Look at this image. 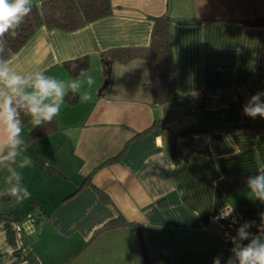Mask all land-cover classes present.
Segmentation results:
<instances>
[{
    "label": "crops",
    "instance_id": "crops-1",
    "mask_svg": "<svg viewBox=\"0 0 264 264\" xmlns=\"http://www.w3.org/2000/svg\"><path fill=\"white\" fill-rule=\"evenodd\" d=\"M110 2V16L76 31L39 27L6 60L21 75L45 71L67 84L86 76L71 75L66 63L87 56L85 73L95 83L81 89L91 101H65L54 133L28 141L32 119L22 125L21 152L33 160L21 170L30 196L19 203L0 197V264L18 256L15 264H62L69 258L66 264H122L126 258L141 264L131 223L141 227L149 257L176 264H213L217 256L227 261L217 214L226 206L264 212V204L249 198L247 186L225 194L218 180L264 167V131H179L197 121L264 126V119L244 115L241 107L264 90V27L243 23L264 18V0ZM163 14L172 18L178 98L153 103L143 58L114 63L102 88L101 53L147 47L151 18ZM5 137L0 125V140ZM13 167L18 164H0V191L10 186ZM118 215L128 224L105 228ZM210 243L214 251L191 253Z\"/></svg>",
    "mask_w": 264,
    "mask_h": 264
},
{
    "label": "clouds",
    "instance_id": "clouds-1",
    "mask_svg": "<svg viewBox=\"0 0 264 264\" xmlns=\"http://www.w3.org/2000/svg\"><path fill=\"white\" fill-rule=\"evenodd\" d=\"M32 9L33 0H0V52L4 50L5 37H15L18 34L16 30L31 14ZM77 68L78 65H72L73 71ZM80 74L86 78L72 79L66 84L63 80L46 75L45 71L21 75L4 59H0V125L6 129V137L0 140V164L9 161L14 166L18 164V168H12L8 178L10 186L0 191V197H12L19 203L30 196L28 188L23 184L21 170L30 167L33 160L24 154L25 149L24 153L21 152L26 141L22 136L23 126L18 108L22 107L27 111L35 127L51 123L60 114L66 97L71 95L79 96L82 101L92 100L91 93L85 91L81 94V89L85 85L91 88L95 79L86 74L84 69H80ZM242 111L250 118L264 119V90L249 97L242 106ZM257 172L258 174L246 179L248 196L264 204V167L258 168ZM232 211L222 212L215 219H227ZM260 215L261 223L257 226V233L250 231L255 225L254 221L240 224L234 236L226 233L233 245L226 264H264V213ZM231 222L236 223V218L233 217ZM244 241L248 243L244 244ZM213 264H221V257H215Z\"/></svg>",
    "mask_w": 264,
    "mask_h": 264
},
{
    "label": "trees",
    "instance_id": "trees-1",
    "mask_svg": "<svg viewBox=\"0 0 264 264\" xmlns=\"http://www.w3.org/2000/svg\"><path fill=\"white\" fill-rule=\"evenodd\" d=\"M111 14L112 6L110 0H42L39 4L33 3L31 14L25 18L24 22L16 30L18 34L15 37H5L4 50L0 52V59L6 61L14 56L41 26H45L49 30L73 32L90 23L106 18ZM151 20L153 25L147 47L116 48L102 52L100 55L101 68L105 81L109 84L112 78L114 63H126L134 58L145 59L148 67L149 86L153 103L155 105H162L178 98L169 35V26L172 22V18L167 14H163L153 17ZM243 23L248 26L264 27V18L245 20ZM73 64L78 65L75 71L72 70ZM88 65V57L83 56L67 62L66 68L69 73L74 76L80 73V69H87ZM66 100L69 103H75L78 101V96L72 97L70 95L66 97ZM18 112L22 125H25L32 119L24 108H18ZM155 124L156 122L143 132L137 133L136 136L145 135ZM246 128L264 131V126L239 124L218 127L202 121H197V123L181 129L179 134L184 136L194 133H207L213 129L241 130ZM57 130L58 125L56 119H54L51 123H46L37 127L34 126L29 132L27 140L34 141L40 137L54 133ZM256 174H258L257 171L227 174L218 180V184L225 194H230L245 188L247 186V177ZM89 178L90 177L86 179ZM84 183H86V181ZM83 187L84 184L81 185L79 190ZM255 213L257 212H243L247 219L252 217L251 215ZM125 224H128L127 221L121 215H118L115 219L107 223L105 228H115ZM131 225L135 229L136 241L141 255V264H176L163 258L149 257L147 255L141 227L134 223H131ZM256 229L257 228L250 229V231L255 233L257 232ZM15 255H19V253H15ZM20 259L21 257L18 256L12 264L17 263ZM68 261H70V258L62 264H66Z\"/></svg>",
    "mask_w": 264,
    "mask_h": 264
},
{
    "label": "built area",
    "instance_id": "built-area-1",
    "mask_svg": "<svg viewBox=\"0 0 264 264\" xmlns=\"http://www.w3.org/2000/svg\"><path fill=\"white\" fill-rule=\"evenodd\" d=\"M231 209L233 210L232 215L229 216L227 219L216 220L217 222L220 223V235H219V237H220V240L225 247H227L228 245L233 246L230 243V241L228 240L226 233L231 235V236L236 235V229L239 227L240 224H242L245 221H254L255 222V225L251 229L257 228V226H259L261 223V215H260L261 213H255V214L251 215L252 217L247 219V218H245L243 213L238 212L237 210H235L234 208H232L230 206H226V207L222 208L216 217L220 216L222 212L226 213L227 211H230ZM233 217L236 218V221H237L236 223L231 222Z\"/></svg>",
    "mask_w": 264,
    "mask_h": 264
},
{
    "label": "rangeland",
    "instance_id": "rangeland-1",
    "mask_svg": "<svg viewBox=\"0 0 264 264\" xmlns=\"http://www.w3.org/2000/svg\"><path fill=\"white\" fill-rule=\"evenodd\" d=\"M103 83H104V82H103ZM102 85H103V84H102ZM258 213H264V212H258ZM256 230H257V229H256ZM255 233H257V232H255ZM255 233H253V234H255ZM247 243H248V241H247ZM207 244H208V242H207ZM210 244H211V243H210ZM206 246H208V245H203V246L197 245L196 247H194V248L192 249L191 253L200 256L201 252H203L202 250H204V247H205L206 249L208 248V250L214 251V246H213L212 244H211V246H210V245H209L208 247H206ZM228 246H229V245H228ZM231 247H232V246H229L228 249L226 250V251L228 252L229 255H231V252H230ZM207 257H208V254H207ZM131 263H133V261L131 262L130 259H127V258H126V259L123 261L122 264H131ZM119 264H120V263H119ZM135 264H137V262H136Z\"/></svg>",
    "mask_w": 264,
    "mask_h": 264
},
{
    "label": "water",
    "instance_id": "water-1",
    "mask_svg": "<svg viewBox=\"0 0 264 264\" xmlns=\"http://www.w3.org/2000/svg\"><path fill=\"white\" fill-rule=\"evenodd\" d=\"M107 85V82L105 81L104 83H103V85H102V88H104L105 86ZM244 244H247V242H243ZM221 263H226V260L225 261H223V262H221Z\"/></svg>",
    "mask_w": 264,
    "mask_h": 264
}]
</instances>
